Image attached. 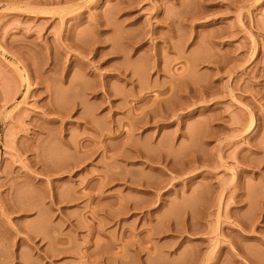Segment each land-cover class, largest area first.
I'll return each instance as SVG.
<instances>
[{
  "label": "rangeland",
  "instance_id": "obj_1",
  "mask_svg": "<svg viewBox=\"0 0 264 264\" xmlns=\"http://www.w3.org/2000/svg\"><path fill=\"white\" fill-rule=\"evenodd\" d=\"M76 1L0 0V264H264V0Z\"/></svg>",
  "mask_w": 264,
  "mask_h": 264
},
{
  "label": "bare ground",
  "instance_id": "obj_2",
  "mask_svg": "<svg viewBox=\"0 0 264 264\" xmlns=\"http://www.w3.org/2000/svg\"><path fill=\"white\" fill-rule=\"evenodd\" d=\"M63 1L65 2V0H63ZM73 1L75 2L76 0H66L65 3L70 4V3H73ZM77 1H78V0H77ZM77 1H76V2H77ZM207 1H208V0H205L204 2H207ZM211 1H213V0H209L207 3L209 4V2H211ZM234 1H235V0H234ZM174 2H176V1H174ZM177 2H178V1H177ZM201 2H202V0H201ZM218 2H219V1H218ZM220 2H221V1H220ZM229 2H231V1H229ZM232 2H233V1H232ZM179 3H181V2H179ZM198 3L200 4V0H199ZM211 3H212V2H211ZM77 4H78V3H77ZM217 4H219V3H217ZM75 5H76V4H75ZM180 5H181V4H180ZM201 6H202V5H201ZM208 7H209V6H208ZM206 8H207V7H206ZM204 10H205V9H204ZM188 12H189V11H188ZM188 12L186 11V13H185L184 16H183V17H185V18H184V19L182 18V19H183L182 21H184V22H187V21L194 22V21H192V19L194 20L195 17H197V20H198L199 17H202V18H203V17H204V18H211V17H210L211 15L208 13V14H207L208 16H207V15L205 14L206 11H202V9H201V11H200L201 13L199 12V13L197 14L198 16L195 15L196 13L194 14L195 16L192 15L193 13L191 14V12H189V14H191V15H188ZM202 12H203V13H202ZM95 15H97V14H95ZM101 15H102V14H100V16H99V14H98L99 17H98V16L96 17V18H97L96 21H98V22L95 21L96 23H95V24L93 23L94 25H96V29H97V28H100L101 25L106 26V25H104V22L107 21V20L103 19V18L101 17ZM187 15H188V16H187ZM209 15H210V16H209ZM212 16H214V14H213ZM216 16H217V15H215L214 17H216ZM104 18H105V17H104ZM166 18L169 19L170 17H166ZM171 18H172V17H171ZM98 19H99L100 21H99ZM101 19H102V20H105V21L102 22ZM190 19H191V20H190ZM199 19H200V18H199ZM216 19H217V18H216ZM169 20H170V19H169ZM173 20H174V19L172 18V20H170V21L172 22ZM195 20H196V19H195ZM205 20H206V19H205ZM205 20H204V21H205ZM209 20H210V19H209ZM209 20H208V21H209ZM115 22H116V21H115ZM167 22H169V21L167 20ZM173 22H175V20H174ZM239 22H240L239 26H244L243 18L240 17V15H239ZM107 23L109 24V22H107ZM107 23H106V24H107ZM93 24H92V25H93ZM116 24H117V22H116ZM119 24H122V23H119ZM169 24L172 25L173 23H169ZM109 25H110V24H109ZM103 26H102V27H103ZM174 26H175V25H174ZM171 28H172V30H173V26H171ZM214 29H215V28H213V30L210 29V32H208L209 34H207V35H208V38H210V37L212 38L214 35H216L217 37L219 36V34H218L219 31L216 29L218 32H217V33H214V32H216V31H214ZM211 30H212V33H213L212 35L210 34V33H211ZM97 31H99V29H97ZM104 32H105V31H104ZM103 34H104V33H103ZM103 34L98 35V36H99V37H100V36L102 37ZM217 34H218V35H217ZM127 35H128V34H127ZM127 35H124V36H126V37H124V38L127 39V41H128L129 38L132 39L131 34L128 35V36H129L128 38H127ZM207 35H206V36H207ZM209 35H211V36L209 37ZM220 35H221V34H220ZM98 36H97V37H98ZM99 37H98V38H99ZM217 37H216V39H217ZM220 37H221V36H219V39H221ZM136 38H137V37H136ZM136 38L133 37V39H136ZM211 38L209 39V40H210V41H209V40L207 39V37H206L208 43L211 44V45H209V46H212V48L214 47L213 49L210 47L213 51H214V49H215L216 47L220 46V43H222V44H223V43L226 44V43L229 42V41H227L229 38H228L227 40H226V39L222 40V39H223V38H222V39H221V42H220V41H219V42L216 41V39H215L214 37H213V39H215V40H212ZM95 39H96V37H95ZM95 39H94V44L97 43V42L99 43V42H100L99 40L102 39V38H100L98 41H97V39H96L97 42L95 41ZM136 40L140 41V38H138V39H136ZM136 40H135V41L133 40V41H134L135 43H138ZM211 40H212V41H211ZM131 42H132V40H131V41H128V43H130V44H131ZM212 42L214 43V46H213V43H212ZM76 43H77V42H76ZM135 43L132 42V44H135ZM215 43H218V45L216 46ZM131 46H132V45H131ZM222 46H224V45H222ZM132 47H134V45H133ZM220 47H221V46H220ZM220 47H218V49L216 48V50H218V51H217L218 53H219V51H220V50H219ZM104 48H105V47H104ZM83 49H84V48H83ZM216 50H215V52H216ZM96 51H97V50H96ZM98 51H99V50H98ZM102 51L105 52L106 54H104ZM102 51H99L100 53L98 52L99 54H102V56H103V55L106 56L107 54H110V53L113 52V51H111V50H109V51H108V50H107V51H106V50H105V51L102 50ZM101 52H102V53H101ZM107 52H108V53H107ZM217 52H216V54H218ZM95 53H96V52H95ZM94 56H95V55H94ZM102 56L100 55V57H102ZM210 59H211V58H210ZM214 61H215V62H214ZM216 61H217V62H216ZM207 62L210 63V60H208ZM211 62H213V65H212V66H213V68H214V69L216 70V72H217V73H215V70H213V68H212V72L214 71L213 73H215L214 75H219L218 73L220 72V70H221V72H222V71H223L222 68L226 65V63L224 64V62H223V61L221 62V60H220V63H221V64L218 63L219 61H218L217 58H216V59H215V58H214V59L212 58V59H211ZM209 63H208V64H209ZM222 66H223V67H222ZM209 67H211V66H209ZM226 67H227V66H226ZM224 68H225V67H224ZM227 71H228V70H227ZM227 71H226V68H225V72H227ZM228 86H230V85H228ZM228 86H227V87H228ZM209 88H210V87H209ZM226 89H228V88H226ZM229 89H232V88H229ZM229 89H228V90H229ZM172 90H174V88H172ZM229 92H231V91H229ZM6 101H7V100H6ZM53 120H55V119H53ZM51 122H54V121H51ZM250 123H251V122H250ZM251 125H252V124H251ZM249 126H250V124H249ZM249 126L247 127V129L251 127V126H250V127H249ZM214 131H215V130H214ZM48 135H50V133H49ZM64 141H65V140H64ZM64 141H63V142H64ZM66 143H67V142H66ZM39 145L43 146L41 143H40ZM39 145L37 144V147H36V148H38ZM44 146H45V144H44ZM44 146H43V148H44ZM36 148H35V149H36ZM43 148L39 146V149H38V150H41V149H42V150H41V151H38V152H41V153H42ZM35 152H36V151H35ZM38 152H37V157L40 155V153L38 154ZM163 161H164V160L162 159V162H163ZM34 162H35V163H38L37 160H35ZM162 162H161V163H162ZM4 184H6V182H3L1 185H4ZM221 194H222V193H221ZM219 199H222V198H220V196H219ZM9 200H11V199H10V198L8 199L6 196H3V201H4L5 203L2 205V208L5 207V206L10 205V203H9L10 201H9ZM2 210H3V209H2ZM218 244H219V243H218ZM218 244H217V245H218Z\"/></svg>",
  "mask_w": 264,
  "mask_h": 264
}]
</instances>
